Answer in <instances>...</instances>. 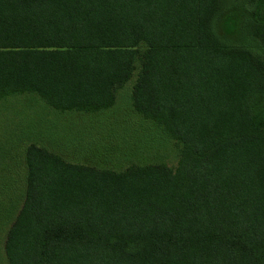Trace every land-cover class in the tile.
<instances>
[{
    "label": "trees",
    "instance_id": "obj_1",
    "mask_svg": "<svg viewBox=\"0 0 264 264\" xmlns=\"http://www.w3.org/2000/svg\"><path fill=\"white\" fill-rule=\"evenodd\" d=\"M225 3L0 0V100L96 112L133 77L177 149L116 171L9 149L5 264H264V0Z\"/></svg>",
    "mask_w": 264,
    "mask_h": 264
},
{
    "label": "rangeland",
    "instance_id": "obj_2",
    "mask_svg": "<svg viewBox=\"0 0 264 264\" xmlns=\"http://www.w3.org/2000/svg\"><path fill=\"white\" fill-rule=\"evenodd\" d=\"M230 1L224 0V4ZM242 2L246 4L247 0ZM132 82L133 77L116 89L111 107L96 112H60L49 108L34 93L0 100V157H5L0 166L8 165V155L13 154L8 153L9 149L29 142L44 145L68 161L115 171L130 164L175 165L177 149L173 141L155 123L132 110ZM2 173L0 185L4 184L6 202L5 194L11 193L9 173ZM3 236L0 231V264H5Z\"/></svg>",
    "mask_w": 264,
    "mask_h": 264
}]
</instances>
